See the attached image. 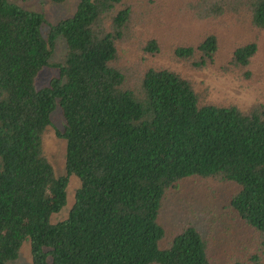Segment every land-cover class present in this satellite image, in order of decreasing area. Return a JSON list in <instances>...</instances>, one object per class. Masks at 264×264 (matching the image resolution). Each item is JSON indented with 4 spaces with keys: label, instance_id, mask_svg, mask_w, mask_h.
<instances>
[{
    "label": "trees",
    "instance_id": "obj_1",
    "mask_svg": "<svg viewBox=\"0 0 264 264\" xmlns=\"http://www.w3.org/2000/svg\"><path fill=\"white\" fill-rule=\"evenodd\" d=\"M21 1L0 0V264L16 260L27 239L31 264H216L197 226L169 234L161 220L166 200L190 179L236 187L230 208L258 248L229 264H264V103L203 102L186 75L164 66L131 75L121 49L135 24L149 21L145 0H79L55 24ZM227 7L264 29V0H202L200 10ZM204 37L174 54L209 67L219 38ZM57 38L66 44L59 74L38 89ZM158 46L151 40L147 49ZM257 50L256 40L241 44L230 63L248 67ZM56 106L66 141L61 177L43 149ZM70 175L80 180L75 202L52 222Z\"/></svg>",
    "mask_w": 264,
    "mask_h": 264
},
{
    "label": "rangeland",
    "instance_id": "obj_2",
    "mask_svg": "<svg viewBox=\"0 0 264 264\" xmlns=\"http://www.w3.org/2000/svg\"><path fill=\"white\" fill-rule=\"evenodd\" d=\"M199 1L202 3V0H145L143 11L150 15L149 21L135 24V34L125 45L126 48L121 49L122 63L130 69L131 75L155 65L179 71L193 82L201 100L206 103L237 104L243 108L258 101L264 103V29L252 28L249 21L244 23L240 13L231 7H227L226 12L207 15L200 10ZM78 3L79 0H67L60 4L51 0H25L19 4L44 13L49 23L55 24L71 17ZM47 28H43L44 36ZM209 33H215L219 38L215 61L209 67L198 70L190 61L174 54L175 48L197 44ZM151 40H156L160 46L153 53L147 49ZM252 40H256L258 50L249 66L232 65L230 60L235 48ZM65 53V41L57 38L49 66L36 78L38 89L48 86L51 79L58 76L57 65L62 62ZM63 127L62 112L56 106L51 113V124L44 133L43 149L57 177L67 176L66 141L57 136V131H62ZM79 187V178L68 176L66 203L51 216L52 222L68 216ZM235 188L216 179L184 181L166 200L162 223L169 234L182 225L197 226L212 241L211 253L216 264H229L243 254L254 253L258 248L256 236L239 221L229 205L230 195ZM31 262V243L27 239L18 258L8 264Z\"/></svg>",
    "mask_w": 264,
    "mask_h": 264
}]
</instances>
